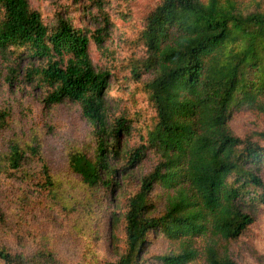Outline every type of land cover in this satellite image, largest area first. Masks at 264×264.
Masks as SVG:
<instances>
[{"label": "trees", "instance_id": "16d2710c", "mask_svg": "<svg viewBox=\"0 0 264 264\" xmlns=\"http://www.w3.org/2000/svg\"><path fill=\"white\" fill-rule=\"evenodd\" d=\"M0 7L4 80L39 85L48 107L75 103L94 129L90 142L69 151L60 175L47 166L27 174L30 158L43 153L38 135L30 144L10 140L0 152V185L21 176L72 221L68 238L43 231L28 254L0 244V264H238L233 245L264 205V128L242 138L230 120L247 113L264 124V0L161 1L141 35L146 57L132 70L136 80L149 76L144 91L155 112L145 144L134 150L122 141L131 122L109 117L110 73L98 71L89 52L91 38L103 48L108 32L89 36L64 20L49 27L27 0H0ZM11 127L10 112L0 111V130ZM150 151L158 164L127 195ZM19 191L26 201L27 190ZM120 193L127 203L118 211ZM122 216L124 250L112 258L103 249L105 226ZM5 223L0 213V228ZM160 235L163 252L147 256ZM71 236L82 247L79 261Z\"/></svg>", "mask_w": 264, "mask_h": 264}, {"label": "rangeland", "instance_id": "374dc122", "mask_svg": "<svg viewBox=\"0 0 264 264\" xmlns=\"http://www.w3.org/2000/svg\"><path fill=\"white\" fill-rule=\"evenodd\" d=\"M32 10L42 14L44 23L55 27L60 21H68L75 28L84 30L89 36L104 29L108 37L99 48L91 38L89 52L94 67L101 72H109L110 87L106 91L109 117L114 121L121 117L131 122V133L123 136V145L128 150L142 146L148 131L154 126L155 112L149 104L144 82L149 76L136 80L133 67L146 57L141 35L146 28L147 18L162 0H27ZM3 17L0 7V20ZM109 19L110 25L107 26ZM26 55V53H25ZM22 66H29L23 57ZM0 57V111L11 114L12 127L0 130V152L7 149L10 140L19 139L31 143L38 135L43 141V153L38 159H31L26 167L27 174L40 175L45 166L52 173L64 174L67 155L72 147H83L90 142L93 128L82 116L81 109L73 102L48 107L44 103L45 90L36 84L18 81L8 84L4 77L8 74ZM22 80V79H21ZM231 125L236 134L246 138L252 130H263L264 124L256 121L251 114L234 113ZM160 156L150 151L142 165L135 169L132 182L127 183V195L139 190L138 179L150 173L158 164ZM264 180V168L261 174ZM0 185V213L6 223L0 228V244L14 252L30 253L36 245L35 239L43 231H54L60 237H69L72 221L59 207L50 203L48 194L24 183L21 176ZM27 190L24 199L19 200ZM119 192H116L118 194ZM162 190L157 187L154 195L162 212ZM115 194V195H116ZM23 198V197H22ZM127 203V196L120 193L115 201L117 210ZM256 223L233 245V255L238 264H264V205L255 208ZM126 223L122 216L118 224L105 226L103 249L110 257L124 250ZM103 232L104 229L102 228ZM112 239V240H111ZM148 255L163 252L162 236H152ZM68 246L76 261L80 260L79 242L71 236ZM105 242V244H104ZM81 245L83 242H81Z\"/></svg>", "mask_w": 264, "mask_h": 264}]
</instances>
